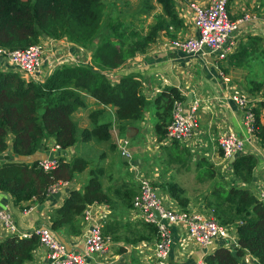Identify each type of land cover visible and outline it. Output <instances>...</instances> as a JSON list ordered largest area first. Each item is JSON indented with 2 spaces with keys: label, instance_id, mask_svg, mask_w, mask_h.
I'll list each match as a JSON object with an SVG mask.
<instances>
[{
  "label": "trees",
  "instance_id": "1",
  "mask_svg": "<svg viewBox=\"0 0 264 264\" xmlns=\"http://www.w3.org/2000/svg\"><path fill=\"white\" fill-rule=\"evenodd\" d=\"M155 2L160 6V12L154 15L148 31L140 35L135 30L127 32L122 23L115 25L110 22L104 29V0H0L1 47L25 48L39 42L42 36H48L65 37L91 50V64L63 65L41 82L28 80L17 71L0 70V154L10 149L16 156L31 155L48 137H52L55 144L63 149L92 137L108 140L110 123H99L95 119L103 112L101 109L90 114L93 122L90 128L79 130L73 120V112L85 105L83 93L93 97L99 104L115 107V119L121 123V131L126 123L142 119L152 105L162 120L155 127L162 136L166 131L164 127L171 120L174 102L184 99L179 90L168 86L149 99L143 94V85L137 75H125L116 83L107 77V72L121 67L137 52H143L159 31L180 26L173 0ZM145 12L146 8H143L141 13ZM261 43L260 36H248L247 43L241 44L236 53L228 55V62L242 67L249 58L264 54ZM249 81L252 85L248 89L250 93L264 87V79ZM251 96L257 97L255 94ZM263 107V100L256 101L253 107V133L262 149ZM170 145L177 146L178 143L172 142ZM256 163L254 154H239L229 164V172L237 180L247 183L252 179ZM195 165L198 178L213 180L210 190L203 197L204 204L213 210L220 224L235 228L237 255L242 256L247 250L257 258L258 264H264V205L248 188L229 182L227 175L216 171L213 163L206 158L197 159ZM86 167L87 161L80 157L71 161L60 158L50 170H44L38 161L25 163L4 160L0 163V190L10 194L15 202H42L53 185L71 180ZM101 175V169H91L85 185L81 189L70 190L57 208V217L51 222L50 230L58 239L62 240L58 235L62 231L69 235L80 234L83 212L88 205L109 201ZM164 190L183 208L187 205L184 190L177 183H165ZM137 191L131 187L113 189L115 196L122 198L128 205L131 203V208ZM149 225L156 231L153 224ZM37 246L38 239L35 236L19 238L11 235L0 238V264H24L32 258ZM231 250V247L218 245L204 257V262L240 264Z\"/></svg>",
  "mask_w": 264,
  "mask_h": 264
},
{
  "label": "crops",
  "instance_id": "2",
  "mask_svg": "<svg viewBox=\"0 0 264 264\" xmlns=\"http://www.w3.org/2000/svg\"><path fill=\"white\" fill-rule=\"evenodd\" d=\"M196 1L204 5L210 0ZM173 3L174 11L180 20V26L177 29L170 26L167 30L159 31L155 40L143 52H137L134 57L127 60L121 67L107 72V77L111 82L116 83L125 75H137L143 85L142 92L149 99H153L165 87L173 86L184 96V99L181 100L184 110L187 109L188 104L192 100L199 99L201 103L197 113L199 127L187 146L179 143L177 146L187 149L192 155L195 164L199 158H206L213 164H220L222 171L218 170L221 174L227 175L229 182L248 188L255 195L264 186V149L261 148L256 135L245 130L242 124L243 113L229 99V94L231 91L238 89L249 95L255 94L259 100L264 101V87L254 93H250L240 83V80H247L250 77V79H256L255 73L250 71L251 68L249 66L251 63L258 62L263 67L264 54L259 53L256 57L249 58L247 63L244 61L242 67H239L229 63L228 58L222 63L218 62L206 48L195 54H188L175 48L165 47L164 44L172 38L194 33L188 0H173ZM154 5L159 13L160 6L156 2ZM227 10L229 18L236 24V28L230 35V42H233L234 45V50L231 54L236 53L241 44L247 43L248 36L251 35L260 36L262 38L261 45L264 47V25L262 23L264 0H228ZM40 41L45 46L42 62L44 71L41 73L42 79L34 82L44 81L53 70L63 65L91 64V50L77 43L70 42L65 37L52 38L42 36ZM61 59L65 61L61 66H52L59 63ZM6 65L4 61L3 64L1 61L0 68L3 69ZM221 73L228 80L223 79L220 75ZM19 74L25 78L23 74ZM259 80H262V78ZM242 82L244 84V81ZM188 93H191L192 97L184 105ZM83 96L85 105L72 114L78 129L90 128L93 124L90 114L97 109H101L103 112L97 115L95 119L99 123H110V138L108 140H99L92 137L87 141L79 140L73 146L63 149L56 146L52 137H48L42 141L40 148L31 155L16 156L12 154L10 149L2 153L9 156L8 160L25 163L43 161L48 159L50 153H53V161H57L60 158L65 161H71L75 157H80L87 161V167L83 171L77 172L71 180L58 183L55 191L48 193L42 202H15L10 194L0 190V207L12 214L18 230L22 232L29 231L38 226L50 228L51 222L57 217V208L63 203L70 190L81 189L89 178L90 170L98 168L102 170L101 182L104 190L109 195V201L88 205L89 216L88 219L82 216L80 234L69 235L62 231L58 233L62 240L54 235L58 240L65 243L70 250L82 251L84 236L89 226L94 222L103 223V233L109 239L107 251L103 254L92 256L89 259V264H193L197 260L204 259L218 245H222L221 240H214L209 247L195 244L187 240L185 231L182 228L173 227L172 247L168 260L160 263L154 260L153 246L157 237L155 229L142 220L138 212L131 208V203L128 205L122 198L115 196L113 189L116 187H131L137 190L139 186L138 178H149L165 198L166 204L174 209H179L182 206L164 190L165 183L175 182L184 190V196L188 199L186 208L205 211L208 207L205 206L203 197L210 190L213 180L198 178L195 165L194 177L197 180L195 184L198 185L195 190L201 189L200 183L208 182V185H205L204 189L191 196L185 184H180L175 180H166V178L159 176L165 173L162 168L159 167L158 170V166L155 165L148 173L145 169L149 160L148 155L131 156L121 153L119 149L120 143L123 139L127 140L128 133L127 147L130 150L139 147L140 139H143L144 136L153 139L156 146L165 145L162 146L164 148L163 151H155L156 156H153V159L155 157L156 159H161L166 155L168 156V152L177 149L175 148L176 146H171L163 141L165 132L162 136L157 132L155 127L162 120L161 117L156 115V109L152 105L145 111L142 119L133 123H126V127L121 131V123L115 119V107L99 104L86 93H83ZM261 116L264 119V107ZM166 126L164 127L165 130ZM116 127L117 130H114ZM113 130L115 132L112 133ZM231 130L245 138V153L254 154L257 160L253 169L252 179L247 183L239 181L232 176L229 172V163L223 158L221 152H217L219 149L218 138ZM80 142H90L93 149L99 151L98 155L80 151L76 146ZM156 146H150V149L156 148ZM144 147H147V142ZM85 154H88V156ZM170 158L168 156L167 159ZM143 159L146 160L145 163L144 161L142 162ZM179 159L183 160L181 164L185 165V169L189 171L191 165L184 164V159L191 161L188 153L185 152L184 158L179 157ZM2 161L4 160H0V163ZM150 162L151 160H149ZM105 163H107L109 170ZM113 170L117 175L115 179H120V183L112 184L110 182ZM160 179L164 181L161 185L159 184ZM104 180H107V184H104ZM56 192H59L58 196H55ZM7 236L11 235L6 234L0 227V238ZM44 253L45 250L38 245L32 252V258L24 264H44ZM239 260L240 264H258L257 258L247 250H244Z\"/></svg>",
  "mask_w": 264,
  "mask_h": 264
},
{
  "label": "built area",
  "instance_id": "3",
  "mask_svg": "<svg viewBox=\"0 0 264 264\" xmlns=\"http://www.w3.org/2000/svg\"><path fill=\"white\" fill-rule=\"evenodd\" d=\"M228 0H210L207 4H199L196 0H188V8L191 13V22L194 33L172 38L164 46L175 48L181 52L195 54L206 48L214 58L222 63L234 50L230 35L236 28L235 22L229 18L227 10ZM264 25V16L262 18ZM45 52L44 44L39 41L25 48L8 49L0 46V64H7L0 70H13L21 73L28 80L39 81L44 71L42 62ZM65 61L52 65L61 66ZM223 79L228 80L223 74ZM229 99L242 111V124L247 132H254L253 107L257 97H252L240 90L231 91ZM200 100L194 99L184 110L181 101H175L171 120L166 126L163 141L165 143L177 142L187 146L199 127L198 109ZM245 138L233 130L225 132L218 138V148L223 158L230 164V158L245 153ZM127 140L120 143V151L128 155ZM58 146V145H56ZM59 147V146H58ZM44 170H50L56 166V161L45 159L39 162ZM138 191L132 199V209L146 223L156 227V241L153 246V257L158 263L167 261L172 247V228L180 227L185 231L188 241L201 246H211L214 240H221L222 245L231 247L237 244L236 231L233 226L220 224L214 217L213 210H192L186 207L174 209L166 204L165 198L152 184L149 178L139 177ZM60 183V182H58ZM57 183V184H58ZM57 184L53 185L48 193L54 192ZM47 193V194H48ZM256 198L264 205V186L259 189ZM158 212L159 218L154 215ZM88 219V206L83 212ZM0 227L6 234L16 235L19 238L35 236L38 245L45 250L44 264H89V259L96 254L107 251L109 239L103 233V223H92L83 240L82 251L70 250L65 243L58 240L49 227L38 226L29 231H19L12 214L0 207ZM193 264H205L204 259L197 260Z\"/></svg>",
  "mask_w": 264,
  "mask_h": 264
},
{
  "label": "rangeland",
  "instance_id": "4",
  "mask_svg": "<svg viewBox=\"0 0 264 264\" xmlns=\"http://www.w3.org/2000/svg\"><path fill=\"white\" fill-rule=\"evenodd\" d=\"M104 2H105V15H104V21H103L104 29L107 27V24L110 22H113L115 25L122 23L125 26L127 32L135 30L139 32L140 35H143L148 31L150 25L153 23L154 15L158 13V10L156 9V6L154 5L155 3L154 0H120V1L104 0ZM148 6L151 7V9H147ZM143 8H146V11L148 13L147 12H145L146 14L141 13L143 11ZM249 67L251 68L250 71L255 73L256 79L258 80L261 78L262 80L264 79V66L262 67L260 66L258 62H254V63H251ZM259 67L261 68L258 69ZM250 78H247V80H240V83L244 86L245 89H249L252 86L249 81ZM242 81H244V84ZM114 130H117V127L116 129L114 128ZM114 130L112 131V133L115 132ZM146 142H147V147L145 148L144 145L146 144ZM95 144H98V143H95ZM76 146L79 148L80 151L88 153V154L94 153L95 155H98L99 153V151H96L93 149L92 144L90 142H80ZM150 146H156V145H154L153 139L146 138L145 136L143 137V139H140L139 147L135 149L130 150L126 145V147L128 148V152H130L129 155L131 156L148 155L149 160H151L150 163L148 160L145 166V169L148 173L152 170V167H154L155 165L158 166L157 168L158 170H159V167L162 168L165 171V173L159 176L166 178V180H175L179 182L180 184H185L191 196L195 195L198 191L204 189L206 187L205 185H208V182H203L204 184L200 183L199 186L201 189L195 190L198 187V185L195 184L197 183V180L194 177L195 161L192 159V155L187 151V149L185 150L184 148L176 146L177 148L176 150H172V152H168V156L171 157L170 159H167L168 156L166 155L161 159H158V158L156 159L155 157L154 159L156 160H154L153 156H156L155 151L156 150L157 152H160L161 150L163 151L164 148L162 146H165V145H161V146L157 145L156 148H151V149H150ZM218 151L220 152V149H218L217 152ZM185 152H187L188 155L191 157V161L190 160L188 161V159H184V164L187 163L189 164V166L191 165V169L189 171L185 169L186 168L185 165L181 164V161L183 160L179 159V157L184 158ZM88 154H85V155L88 156ZM143 161L144 163L146 162V160L144 159L142 160V162ZM152 162L154 163V165ZM105 165L107 167V163H105ZM213 165L216 171H219V170L222 171L220 164H213ZM167 171H169L170 174ZM112 173H113V176L110 182L112 184L120 183L121 182L120 179H115L117 175L114 170L112 171ZM160 182L159 184L161 185L164 182L163 179H160ZM104 184H107V180H104Z\"/></svg>",
  "mask_w": 264,
  "mask_h": 264
},
{
  "label": "water",
  "instance_id": "5",
  "mask_svg": "<svg viewBox=\"0 0 264 264\" xmlns=\"http://www.w3.org/2000/svg\"><path fill=\"white\" fill-rule=\"evenodd\" d=\"M192 94L188 93L186 96V99L184 101V105H186L190 100H191ZM129 131V130H127ZM129 138V133H128V137L127 140ZM9 156L7 154H0V160H8ZM48 160H53V153H50L48 156ZM234 160V158H230V163ZM59 192H56L55 196H58ZM154 215L156 216V218H159L158 212L156 210H154ZM231 253L232 255L236 256L238 259L240 258V256L237 255L236 249H235V244H231Z\"/></svg>",
  "mask_w": 264,
  "mask_h": 264
}]
</instances>
